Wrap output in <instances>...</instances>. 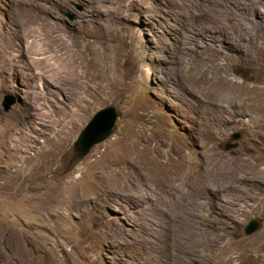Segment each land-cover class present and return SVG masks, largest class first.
<instances>
[{"label": "rangeland", "instance_id": "374dc122", "mask_svg": "<svg viewBox=\"0 0 264 264\" xmlns=\"http://www.w3.org/2000/svg\"><path fill=\"white\" fill-rule=\"evenodd\" d=\"M0 264H264V0H0Z\"/></svg>", "mask_w": 264, "mask_h": 264}, {"label": "water", "instance_id": "95a60500", "mask_svg": "<svg viewBox=\"0 0 264 264\" xmlns=\"http://www.w3.org/2000/svg\"><path fill=\"white\" fill-rule=\"evenodd\" d=\"M14 104V97L10 95L4 96L2 108L5 112L9 111ZM117 118V111L112 106L104 107L95 112L79 132L73 143L72 156L69 160V165L81 161L86 155H88L95 145L108 139L113 133ZM238 137V134L233 136L234 139H237ZM259 226L260 220L253 219L244 227V232L247 235L252 234L258 230Z\"/></svg>", "mask_w": 264, "mask_h": 264}, {"label": "bare ground", "instance_id": "6f19581e", "mask_svg": "<svg viewBox=\"0 0 264 264\" xmlns=\"http://www.w3.org/2000/svg\"><path fill=\"white\" fill-rule=\"evenodd\" d=\"M198 1H200L201 2V0H198ZM238 3H239V1H237ZM40 44V43H39ZM30 50V49H29ZM58 65V64H57ZM58 68V67H57ZM212 228V227H211ZM220 239L219 238H216V239H211L210 241H209V243H211V246H213L214 245V243H216V242H218Z\"/></svg>", "mask_w": 264, "mask_h": 264}]
</instances>
